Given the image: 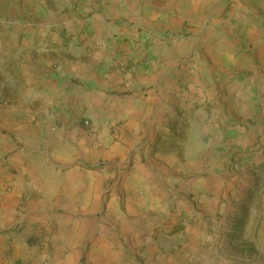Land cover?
I'll return each mask as SVG.
<instances>
[{
    "label": "crops",
    "instance_id": "obj_1",
    "mask_svg": "<svg viewBox=\"0 0 264 264\" xmlns=\"http://www.w3.org/2000/svg\"><path fill=\"white\" fill-rule=\"evenodd\" d=\"M79 1L87 16L71 21V36L41 37L56 59L29 64L33 84L18 104L0 101V264H42V223L36 220L47 212L57 224L54 264H79L86 232L94 237L85 252L90 264H119L120 251L106 235L117 228L126 248L143 246L149 264H235L233 251L248 247L243 237L255 230L246 216L256 210H224L235 196L223 193L230 178L222 176L220 148L246 147L252 130L242 120L256 114L236 110L243 84L236 86L229 117L204 109L210 99H227L219 74L228 53L217 34L227 18L208 12L212 0ZM240 2L251 6L253 0ZM202 19L203 36L169 46L155 42L148 67L137 64L142 46L128 23L176 31ZM201 42L202 66L178 64L179 55L203 48ZM227 118L240 121L224 130ZM132 151L133 166L115 187L114 169L125 167ZM179 191L197 199L199 210H157L159 201L168 203ZM181 213L186 221L171 235L172 246L170 236H155L156 223L178 228Z\"/></svg>",
    "mask_w": 264,
    "mask_h": 264
},
{
    "label": "rangeland",
    "instance_id": "obj_2",
    "mask_svg": "<svg viewBox=\"0 0 264 264\" xmlns=\"http://www.w3.org/2000/svg\"><path fill=\"white\" fill-rule=\"evenodd\" d=\"M262 1L264 0H253L251 6H248L247 3L240 2V0L239 2L238 0H212L209 3L210 7L208 6V12L214 10L218 16L227 18L225 28L218 29L217 34L218 39H223V51L228 53L225 58L223 56L222 71L219 74L220 79L226 84L222 90L228 100L221 96L210 99L206 101L204 109L209 114L211 109L217 108L223 115L228 116V113L235 109L233 108V98L235 99L236 86L243 84L242 98H240L239 103L235 101L236 110L240 109L239 111L256 114V117L253 115L251 118L242 120L247 126L245 127L246 130L249 131V128L252 130L247 137L246 147L238 149L240 144L239 146L229 144L220 148V152L226 160V165L222 169V176H224V180L230 178V180L224 181L223 193L225 196H231V193L235 196L230 201L229 206H224V210H256L251 215L246 216L252 218L255 230L252 229L250 234L246 232L245 237H243L245 241L243 244L248 247L235 248L233 251L239 257V259L237 257L235 264H264V4L260 3ZM79 3V0H0V101L3 99L2 102L5 103H1L2 106L18 104L21 97L28 93L29 87L33 84L30 70L29 72L27 70L29 64L35 63L39 59L46 61L56 59L55 53L53 56L47 54L43 47L45 40H41V37L43 34H46L45 38L53 36L63 39L71 36V21L73 19L82 20L87 16L80 8ZM218 9L220 10L219 13L217 12ZM59 19H62L63 22ZM204 22L203 19L191 25L183 22L181 28L176 31L162 29L151 30L152 32L146 25L128 23L126 26L133 28L139 34L135 43H140L142 46L137 64L145 68L148 67L151 53L149 48L155 42L161 46H169L175 41H193L194 38L203 36L206 28ZM233 28H236L235 32ZM216 41L218 40L209 42L204 40L203 43L212 44ZM203 43L201 42L203 48L186 51L185 54L179 55L178 64L194 62L197 67L202 66L201 63L204 61L202 58L204 55ZM137 48L135 46L133 50L136 51ZM193 57H195V61L192 60ZM111 64L116 67L115 64ZM116 64L119 65L118 62ZM37 104L38 101L34 105L37 106ZM86 120L87 118L82 119L83 125H86L84 123ZM239 121L240 119L237 118L225 119L224 130L234 127ZM258 123L259 125H257ZM134 154L132 151L125 158L128 160L125 167L114 169L115 173L110 182H113L115 187L120 186L122 178L124 179L128 170L132 168ZM242 159L245 161L243 162ZM140 162H144L142 157ZM242 162L243 165L240 164ZM220 195L222 197V193ZM167 200H169L168 203L166 200L159 201L157 210H169L172 214L176 210H186V208L187 210H199L197 199L183 191L170 194ZM225 202L222 199V205L218 204V208H223ZM118 206L121 212L127 210L125 199L121 194L119 195ZM102 214L103 210H100L97 215ZM85 216L82 215V217ZM77 217L79 216L77 215ZM31 219L33 216L26 217L15 229H20ZM185 221L186 218L181 213L176 216L177 225L175 226L178 227L176 229L161 225L160 222V224L156 223L158 225L153 230L155 236L157 234L170 236L168 240L171 239L169 244L172 246L173 237L171 235L175 231L181 230ZM36 222L42 223L38 235L39 246L44 251L45 257L42 264H54L56 255L54 231L57 224L50 212H47ZM87 222L83 220L82 224L89 227L90 223L87 224ZM233 222L235 221L233 220ZM88 227L87 229L90 228ZM80 234L82 235V233ZM120 234L118 228L109 234L106 233L107 236H111L109 240L112 242V250L120 251L119 264H149L143 246L129 250L125 246L124 235L121 237ZM132 234L135 232L132 233L130 230L128 236H133ZM116 238L118 242H116ZM81 239H84V244L80 252L79 264H90L85 258V252L94 237L90 232H86ZM133 242H136L135 239ZM172 251H176V249L172 248Z\"/></svg>",
    "mask_w": 264,
    "mask_h": 264
},
{
    "label": "built area",
    "instance_id": "obj_3",
    "mask_svg": "<svg viewBox=\"0 0 264 264\" xmlns=\"http://www.w3.org/2000/svg\"><path fill=\"white\" fill-rule=\"evenodd\" d=\"M84 123L87 125L89 122L86 120Z\"/></svg>",
    "mask_w": 264,
    "mask_h": 264
}]
</instances>
